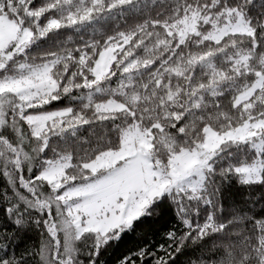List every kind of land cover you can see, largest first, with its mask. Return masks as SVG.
Instances as JSON below:
<instances>
[{"label":"snow or ice","instance_id":"6c2138e0","mask_svg":"<svg viewBox=\"0 0 264 264\" xmlns=\"http://www.w3.org/2000/svg\"><path fill=\"white\" fill-rule=\"evenodd\" d=\"M0 177V264H264V0H0Z\"/></svg>","mask_w":264,"mask_h":264},{"label":"trees","instance_id":"16d2710c","mask_svg":"<svg viewBox=\"0 0 264 264\" xmlns=\"http://www.w3.org/2000/svg\"><path fill=\"white\" fill-rule=\"evenodd\" d=\"M134 22V18H129V24H131V23H133ZM69 34H71V33H69ZM3 178L2 177H0V185H2L3 184ZM239 187H245V186H240L238 183H237V188H239Z\"/></svg>","mask_w":264,"mask_h":264}]
</instances>
